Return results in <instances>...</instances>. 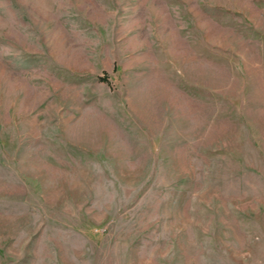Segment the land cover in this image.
Here are the masks:
<instances>
[{"label":"rangeland","instance_id":"rangeland-1","mask_svg":"<svg viewBox=\"0 0 264 264\" xmlns=\"http://www.w3.org/2000/svg\"><path fill=\"white\" fill-rule=\"evenodd\" d=\"M0 264H264V0H0Z\"/></svg>","mask_w":264,"mask_h":264}]
</instances>
